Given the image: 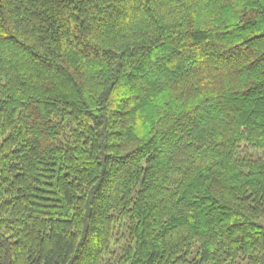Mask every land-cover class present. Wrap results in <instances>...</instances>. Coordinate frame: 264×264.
<instances>
[{
	"label": "trees",
	"instance_id": "trees-1",
	"mask_svg": "<svg viewBox=\"0 0 264 264\" xmlns=\"http://www.w3.org/2000/svg\"><path fill=\"white\" fill-rule=\"evenodd\" d=\"M0 264H264V0H0Z\"/></svg>",
	"mask_w": 264,
	"mask_h": 264
}]
</instances>
